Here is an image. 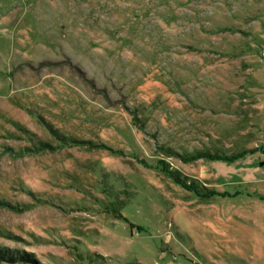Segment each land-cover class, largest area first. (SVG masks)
I'll list each match as a JSON object with an SVG mask.
<instances>
[{
  "label": "rangeland",
  "instance_id": "374dc122",
  "mask_svg": "<svg viewBox=\"0 0 264 264\" xmlns=\"http://www.w3.org/2000/svg\"><path fill=\"white\" fill-rule=\"evenodd\" d=\"M263 161L264 0H0V264H264Z\"/></svg>",
  "mask_w": 264,
  "mask_h": 264
},
{
  "label": "trees",
  "instance_id": "16d2710c",
  "mask_svg": "<svg viewBox=\"0 0 264 264\" xmlns=\"http://www.w3.org/2000/svg\"><path fill=\"white\" fill-rule=\"evenodd\" d=\"M255 150L256 149H253V150H243L241 152H238V153L233 154V155H230V156H225V155H221V154H210V153H205L203 155L197 154L195 157H192L191 159H186L185 160V163L192 162V161H196V160H199V159L210 160V161H228V162H233V161H236V160H239V159L245 157L249 153H254ZM263 165H264V161L263 162H260V166H263ZM173 178H175L176 182L179 185H181L182 187L188 189L189 191H195V190H197L196 187H194L193 185H188L187 183H184V182L181 183L180 181H177V178L176 177H173ZM206 194L208 195V197L209 196L218 195L217 192H213V191H207Z\"/></svg>",
  "mask_w": 264,
  "mask_h": 264
},
{
  "label": "crops",
  "instance_id": "0c3cea01",
  "mask_svg": "<svg viewBox=\"0 0 264 264\" xmlns=\"http://www.w3.org/2000/svg\"><path fill=\"white\" fill-rule=\"evenodd\" d=\"M264 166V165H263ZM264 168V167H263ZM255 181H257V182H259V183H262V182H264V175H262V177L260 178V179H257V180H255ZM260 197H261V201H264V195H260Z\"/></svg>",
  "mask_w": 264,
  "mask_h": 264
}]
</instances>
